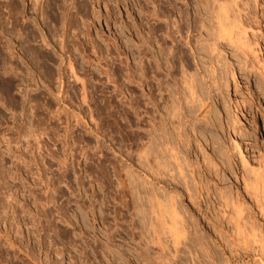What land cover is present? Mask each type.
<instances>
[{"label": "rangeland", "instance_id": "1", "mask_svg": "<svg viewBox=\"0 0 264 264\" xmlns=\"http://www.w3.org/2000/svg\"><path fill=\"white\" fill-rule=\"evenodd\" d=\"M219 1L227 0H0V264H264V217L254 203L262 189L252 182L246 197L255 226L245 231L256 235L246 232L237 245L228 223L216 230L182 182L169 184V170L155 172V50L169 57L171 48L182 50L177 66L184 59L196 68L204 87L213 67L229 77L217 103L225 119L238 113L241 122L208 134L225 140L237 167L229 175L217 168L222 189L245 192L241 174L253 181L258 168L264 0H230L246 55L228 41L214 53L200 46L211 35L200 29L198 4L207 15V4ZM172 16L184 37L172 30ZM171 191L187 226L177 248L171 228H155V193Z\"/></svg>", "mask_w": 264, "mask_h": 264}, {"label": "bare ground", "instance_id": "2", "mask_svg": "<svg viewBox=\"0 0 264 264\" xmlns=\"http://www.w3.org/2000/svg\"><path fill=\"white\" fill-rule=\"evenodd\" d=\"M35 1L39 2L40 0H34V2ZM198 7L199 10L197 15L200 16V18L198 17V21L200 22L201 25L200 29L201 30L205 29L207 33L211 35L210 37L205 36L204 38L207 44L206 46L203 43H199L202 49L203 48L207 49L208 47L209 51L210 52L212 51L211 53H214L217 50H213V49H218V46L220 45L221 41H228L233 47L237 49L236 51H242V53L245 55L248 53L247 52L248 50H245V48L248 46V43L245 40L246 32L241 29L238 15L235 13L233 4L230 0L223 2L219 1V3L216 2L208 3L206 7L208 9L207 15L201 10L200 4H198ZM171 20H172L171 28H173L172 30H174V33H177L179 35L182 32V29H184L183 25L179 22V20L176 19V17H173ZM196 20H197V16H196ZM197 30L199 31V29ZM174 33L170 32V35L172 34L173 36ZM182 36L183 34L180 37ZM180 37H178L177 39H179ZM175 39L176 38L174 37V41H177ZM157 44L159 45L158 41ZM161 45L159 46V48L162 47ZM191 45H194L195 48L193 50L194 51L193 55L202 54L203 50H198V46H199L198 43ZM162 49L164 48H161V50ZM162 51H159L160 53L158 54V52H156L155 50V168H156L155 172L156 173L160 172L159 173L160 175L163 174L166 175L165 173L166 171L164 172V170H169L170 175L167 174V177L168 175L170 176L169 177L170 183L169 181L168 183L171 184L172 182V184L174 185L175 182H176L175 184L177 183L180 184L182 182L185 185L186 191L184 189L183 190L186 193L183 192V194L187 195L191 206L194 207V210L196 208L197 210L200 211V213L202 212L205 221L211 223L213 227L216 228V230L217 229L222 230V232L226 228L227 225L226 223H228V226L232 228L231 231H233L235 234L234 237L235 244L237 243H239L237 245L246 244L244 242L246 240L244 239H246L248 236L246 237L244 235H247L249 232L251 233V231L248 232V230L245 231V229L248 227V224L252 222V221L249 222L248 214H250L251 210L253 211L252 206L248 205L246 197L248 195L247 193H249L250 195L251 193L249 191L253 190L250 188L251 185H253L252 182L254 183L252 188L256 187V190L258 189L263 190L261 191L262 194L259 192L261 196L263 195L262 198L260 196L261 199L255 196H254L255 200L253 198L252 199L254 200V203L258 208L260 215L262 214V216L264 217V151H262L261 145L259 144H256L257 147L255 145L253 146L254 149L256 148L260 150L258 151L259 155H257L258 158L260 159V161L258 162L259 163L258 168L254 167L253 169L252 167L253 172L255 174L254 178L253 179L251 178L253 181H250L249 178L251 176L248 177L244 172L241 174V180L239 179V177H236L244 184L245 192L238 190L236 192H232V191H225L224 189H222L221 185L223 184L222 183L223 178H219V176L216 175V172L219 170L220 172L229 175V173L234 172V170H232L231 168H233L234 166L233 169L237 171V167L234 165L235 162L233 164L232 161L233 159L231 158L232 152L230 149H228L225 140L223 141L222 139H220L221 140L220 141L218 140L219 137H216L217 139L214 140L215 137H211L212 134L210 135V137L213 138V140H211L208 134H210L209 132L211 133L214 132L213 134L219 133L220 135L221 131H225V129L228 128L227 126L235 127L238 124V122H241L240 119L241 117H239L238 113L236 114L234 113L233 115L229 116L230 118L226 117L227 119H225L224 113L221 111L218 105L220 103H217L218 99L226 98L225 86H228L229 77L226 76L224 69L218 71L215 67H213L211 70L212 73L209 74L210 85H206L207 87L206 86L204 87L202 85L204 84L202 80L198 81L199 80L198 79L199 76L197 75L198 72L197 71H196L197 73L192 72L195 71L196 68L194 70L191 69L192 70L191 71L189 69V65L185 63L184 59H182L180 61V65H178L180 68L177 66V59L185 56L183 55V53H182V57H180L181 54L180 56H177V54L181 53L182 50L181 51L178 50L180 51L178 52L177 50H172L171 48L169 57L164 55L165 54L164 51L166 50L163 51L164 54L161 53ZM166 54H169V52ZM200 61L198 60V63L194 61L195 65L197 63L196 66L200 67L199 64L201 65V63L203 62L201 61L200 63ZM226 63L227 65L229 64L228 62ZM244 63L247 64V62ZM167 64L168 66L163 67V65H167ZM70 66L72 68L71 71H74L73 69L74 67H72L73 64H71ZM164 68H167L168 74L166 75L164 74L163 76L162 74L163 71L161 72L160 70H165ZM232 71H233L232 72L233 76L235 77L236 72L235 70ZM73 73L75 74V72ZM177 73H180V75L179 74H178L179 76L176 75ZM75 76L77 77L78 75L76 74ZM77 79L79 78L77 77ZM199 82L202 83L200 84ZM263 91L264 90H262L261 92L263 93V97H264ZM254 99L252 100L253 104H255L256 102V101L254 102ZM242 102L243 103L246 102L245 99H243ZM204 122L206 123V125L204 124ZM216 135H212V136H216ZM7 140L9 141V139ZM207 140L208 143H206ZM8 144L10 145V142ZM209 146H211L210 149L212 151L209 150L208 148ZM239 150L241 154H243V150L240 144H239ZM200 158L203 159V161L202 160L200 161ZM245 162L247 163V161ZM243 170H245V167L243 168ZM156 173L155 176L157 175ZM250 173L248 175H251ZM156 177L155 179H157ZM212 179H214L215 181L214 185L216 186V188H218V190L221 188L219 193H216L217 189L215 188L216 189L215 190L212 187L213 185L212 186L210 185ZM173 188H175V186ZM161 193L164 194L163 192ZM172 193L169 197L165 196L167 193L164 195V197L162 195L161 198L163 199L159 198L161 195L159 196V194L157 195V192L155 193V228H158L157 226H160V229L162 228L165 229L166 226L169 228V230L171 228L173 231L172 234H174L173 236L174 245L176 244L175 246L177 248V245L181 243V238H184L186 236L185 234H186L187 226H185V222L183 220L184 218L182 219L183 216L181 217V214L179 212L182 210V205L180 206L179 203L180 196L177 195L178 193L177 194L174 193L172 194ZM179 207H181V210H179ZM219 209L223 212V214L221 213L220 215L219 213L220 211H218ZM250 219H252V217ZM254 226L255 225H253V227ZM252 230L255 231L254 229ZM250 233L248 235L251 237L252 233L251 234ZM183 235L184 237H182ZM253 235L256 234L253 233ZM221 236H219V238ZM253 238H255V236H253ZM250 239H247V242ZM261 244H264V242L261 241ZM245 247L247 248L248 246ZM263 247L264 246L262 245V248ZM259 248L260 251H262V254H264V249H261V247ZM175 250L178 251V249Z\"/></svg>", "mask_w": 264, "mask_h": 264}]
</instances>
